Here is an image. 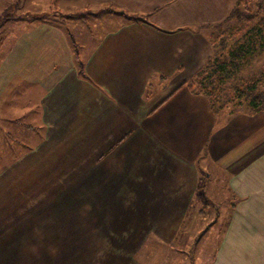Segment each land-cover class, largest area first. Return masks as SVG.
Masks as SVG:
<instances>
[{"label":"crops","instance_id":"crops-1","mask_svg":"<svg viewBox=\"0 0 264 264\" xmlns=\"http://www.w3.org/2000/svg\"><path fill=\"white\" fill-rule=\"evenodd\" d=\"M17 1L67 16L68 3L82 4L76 36L48 14L18 18ZM235 2L0 0V22L15 11L0 25V264L174 254L172 242L192 237L182 228L196 221L209 162L228 172L236 198L212 264H264V110L224 118L185 84Z\"/></svg>","mask_w":264,"mask_h":264},{"label":"rangeland","instance_id":"rangeland-1","mask_svg":"<svg viewBox=\"0 0 264 264\" xmlns=\"http://www.w3.org/2000/svg\"><path fill=\"white\" fill-rule=\"evenodd\" d=\"M68 5H70L69 8H71V12L68 14L69 16H67L65 12H61L58 14L50 12L52 9L50 10L48 8L46 2L39 3L37 8H32L35 10H19L16 6L15 11H17V9L19 11L17 12L18 18H20L23 12H26L27 10L30 13H38V17L48 14L50 15L48 19H52L54 21L62 23L66 27L68 26L72 31V36H76V33H74L75 30L72 28L73 25L71 26L70 22L72 18H78L77 16H79V12H83L82 10H80L83 5L69 3ZM89 6L92 7L91 9L103 8L102 6L95 3H91L89 4ZM44 10H46L47 12H43ZM15 11L12 8V10H9L8 14H4V16L1 18L0 25L4 19H7L10 15L13 14L12 12L15 13ZM89 14L90 13L87 14L86 18L89 17L87 19L89 20V22H91L93 18ZM107 20L106 23H104V20H102L100 25L101 29L105 28V26L108 27V25L114 24L112 18ZM89 22L88 24L90 26ZM235 26H237V23L234 20L225 25L226 28H228L230 31H233V36L230 38L229 42V47L231 48H236L238 43H243L245 41V38L243 36L245 29L243 28L242 30L236 31L234 30ZM86 28L88 29V32H91L90 30L96 31L94 28H89L88 26ZM75 41L76 40L74 38V42ZM258 50L259 49H257L256 46L253 52L248 55L246 61L238 67L237 71L227 74L225 82L221 88V97L219 100L220 102L224 103L225 101H230L232 99L235 86H242L241 84H245L246 82H249L256 77H259L261 74L263 76L264 51ZM3 51L4 48L1 47L0 53H3ZM260 88L262 89V91L264 90V80L262 81ZM216 106L217 108H219L220 103ZM205 167L209 173V176L206 178L205 174L202 175V181L200 183L201 190L196 195L193 209L189 211V215L192 216L193 219H196V221L198 219L199 220L197 222L195 221L191 225H185L182 228V233L186 232L185 234H187V237L188 235L192 237H188V240L182 239L177 242H172V245H176L174 254L169 255L167 253V250L163 248L162 253H154L156 255L155 257L153 255V252L149 254L147 253V255L151 256H144V258L148 261L149 264H212L219 242L218 239L226 228L227 223L231 217L233 203L236 201V198L232 194L228 185V172L220 169L212 162L206 163ZM55 196L56 195L54 193L50 194V201H54ZM49 242L51 244V248L48 252L50 255L49 257H51V255H54L52 254V252L56 250L57 246L53 245L55 242H52V240H50ZM147 243L152 245L151 248L155 247L151 242H146V244ZM81 244L82 245H79L80 253L86 256L89 250V244L86 241H81ZM156 248L159 249L160 246L156 245ZM180 249L182 251H179ZM38 250L40 251L39 246ZM57 252H55V254ZM95 259V256L90 255L84 257L85 262H90V260L94 261ZM62 260L66 259L63 258ZM64 264H66L65 261Z\"/></svg>","mask_w":264,"mask_h":264},{"label":"trees","instance_id":"trees-1","mask_svg":"<svg viewBox=\"0 0 264 264\" xmlns=\"http://www.w3.org/2000/svg\"><path fill=\"white\" fill-rule=\"evenodd\" d=\"M18 3L19 1L15 7L19 6ZM131 19H140V17L131 16ZM233 20L237 23L234 30L245 29L243 34L245 41L238 43L236 48L229 47L233 31L225 27ZM209 40L213 53L202 69L185 83L188 88L195 94L207 96L214 112L224 118L238 113L254 114L264 110V90L260 88L264 74L241 84L242 86H235L230 101L224 103L219 101L227 74L237 71L256 46L260 51H264V0H236L225 22L213 27ZM74 51L80 72L84 75L83 63L75 45ZM219 103L220 106L217 108L216 105Z\"/></svg>","mask_w":264,"mask_h":264}]
</instances>
